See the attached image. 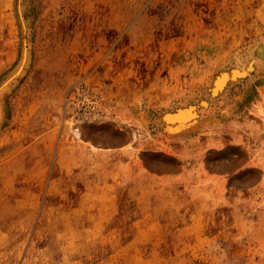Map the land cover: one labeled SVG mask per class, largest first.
<instances>
[{
    "label": "rangeland",
    "instance_id": "obj_1",
    "mask_svg": "<svg viewBox=\"0 0 264 264\" xmlns=\"http://www.w3.org/2000/svg\"><path fill=\"white\" fill-rule=\"evenodd\" d=\"M23 8L0 53L1 80L30 38L0 130V264H264V0ZM228 84L225 140L201 149Z\"/></svg>",
    "mask_w": 264,
    "mask_h": 264
},
{
    "label": "crops",
    "instance_id": "obj_2",
    "mask_svg": "<svg viewBox=\"0 0 264 264\" xmlns=\"http://www.w3.org/2000/svg\"><path fill=\"white\" fill-rule=\"evenodd\" d=\"M13 9H14V0H0V53L3 57L8 58L12 56V50H13V23H14V17H13ZM227 88L225 89V92L221 93L216 100L219 101L221 98L225 101H229L232 109H229L228 113L222 112L221 109L217 108L213 111V113L207 114L205 116L204 114L201 115V149H207L211 150L212 146H214L211 142H221L222 139L225 140L224 135H220L219 137H216L214 135H211L209 131H213V123L214 122H223L231 121V115H233L234 111V102H232L233 96L235 97V84H228ZM205 87L201 86V98L208 100L206 97L208 94L205 91ZM219 98V99H218Z\"/></svg>",
    "mask_w": 264,
    "mask_h": 264
},
{
    "label": "bare ground",
    "instance_id": "obj_3",
    "mask_svg": "<svg viewBox=\"0 0 264 264\" xmlns=\"http://www.w3.org/2000/svg\"><path fill=\"white\" fill-rule=\"evenodd\" d=\"M24 4H25V0H19V8H21V13H23ZM20 24L23 26L24 31L28 29V26H29V29H31L30 18H26L24 16L22 17L21 15ZM24 37L25 35H23V38ZM25 42L26 40L23 39L22 40V58L20 62H18L16 66H14L11 69V71H9L6 75L2 76L1 77L2 79L0 80V130L3 128V126L5 125L9 117V111H8L9 106L7 103L8 94L18 85V83L25 76L30 65L32 64L33 54L29 52L30 38H29L28 46L26 45ZM26 54H28V56ZM183 117L184 115L182 113L168 115L169 120H174L176 122L175 125L171 127L173 130H176L183 126L182 124Z\"/></svg>",
    "mask_w": 264,
    "mask_h": 264
}]
</instances>
